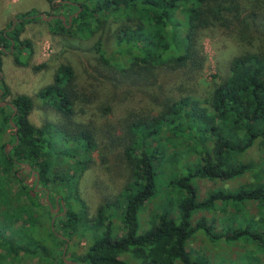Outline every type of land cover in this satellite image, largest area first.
<instances>
[{"label":"trees","instance_id":"1","mask_svg":"<svg viewBox=\"0 0 264 264\" xmlns=\"http://www.w3.org/2000/svg\"><path fill=\"white\" fill-rule=\"evenodd\" d=\"M47 1L65 17L52 19V31L96 33L92 48L104 72L98 73L117 94L151 86L164 66L191 76L204 58L205 30L243 49L204 96L168 94L159 109L111 126L113 134L75 118L77 102L85 101L68 64H59L35 94L57 121L35 126L28 119L32 98L13 94L10 106H0V264H220L204 244V252L187 248L194 236L213 250L237 246L236 260L227 264H264V0ZM32 15H17L0 32V53L12 46L21 65L30 47L18 35ZM7 93L3 87L2 97ZM99 135L116 148L120 143L129 173L119 192L91 212L79 182L95 154L104 157ZM20 170L34 172L33 183ZM199 179L227 186L217 184L200 199ZM159 188L162 210L145 217L144 204ZM45 192L54 199L47 201ZM218 211L220 221L230 220L222 230L212 217Z\"/></svg>","mask_w":264,"mask_h":264},{"label":"rangeland","instance_id":"2","mask_svg":"<svg viewBox=\"0 0 264 264\" xmlns=\"http://www.w3.org/2000/svg\"><path fill=\"white\" fill-rule=\"evenodd\" d=\"M31 11H35V15L30 16V20L24 21L18 35L19 39L29 42L30 48L21 55L23 59L26 58V65L18 64L13 60L12 46L0 53V100L7 102L13 94L17 93L29 95L32 98V107L28 119L35 126H40L46 121L54 122L59 118L52 107L42 103L35 96L40 88L52 81L59 64H68L72 67L75 88L85 101L77 102L75 118L83 121L90 120V123L102 132L109 129L113 134L115 131L113 132L111 126H118L123 118L130 114H139L149 108L159 109L168 94L178 96L194 93L197 96H204L212 83L220 81L227 74L230 58L243 49V46L237 45L226 34L205 30L200 40L204 58L198 70L190 73L191 76L187 71L183 73L180 69L164 66L157 69L155 82L151 86L144 87L145 89L130 87L129 91L122 95L120 92L117 94L112 86L108 88L110 82L98 73L99 70L103 72V69L99 66L92 48L96 33L83 38L52 31L50 29L52 19L63 14L60 13L62 10L51 7L47 0H0V32H5L9 24L13 26L17 15L29 14ZM62 21H65L64 16ZM3 87L8 93L2 97ZM80 104L83 105V112L78 107ZM7 132H12V129L8 128ZM99 146L101 153L102 150L104 151V157L101 158L99 153L95 154L90 167L84 171L79 182L81 194L91 212L100 201L112 198L119 192L129 173L126 160L120 152V143L116 148V145L105 135H99ZM30 175L22 172L23 178L26 182L29 181V184L34 181L33 178L30 182ZM217 184L227 186L220 181L197 180L198 197L203 198L205 192L214 186L215 189L220 188ZM48 196L54 199L52 193L45 192L44 197L47 201H49ZM163 197V189L159 188L156 195L144 204L143 215L146 217L152 209L153 212H160ZM48 205L51 206L50 202ZM51 211L55 214L58 209L55 210L53 207ZM200 214L197 213V216ZM203 215L210 217L211 213L204 212ZM220 216L224 217L219 211L212 216L215 217L218 230L230 224L227 218L220 221ZM53 218L54 216L51 222ZM203 244L209 248L207 253L210 258L220 264L236 260V252L239 250L237 246L232 245L229 248L222 243L221 247L213 250L212 244L199 236L189 239L187 248L204 252L206 248Z\"/></svg>","mask_w":264,"mask_h":264},{"label":"water","instance_id":"3","mask_svg":"<svg viewBox=\"0 0 264 264\" xmlns=\"http://www.w3.org/2000/svg\"><path fill=\"white\" fill-rule=\"evenodd\" d=\"M59 17L61 18V20L63 19V16H62V15H60ZM67 20H68V22H69V20H70V16L67 18ZM0 48H1V47H0ZM0 77H1V72H0ZM0 93H1V90H0ZM6 104H8V105L10 106L9 103H7V102H5V101H0V106H2V105H6ZM9 123H10L11 126H13V129L15 130L14 124L12 123L11 119H9ZM26 167H27V166H26ZM33 178H34V172H31V175H30V182L33 180ZM27 183H29V181H27ZM34 185H36V182H35ZM57 209H58V206H55V210H57Z\"/></svg>","mask_w":264,"mask_h":264}]
</instances>
